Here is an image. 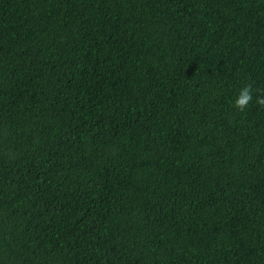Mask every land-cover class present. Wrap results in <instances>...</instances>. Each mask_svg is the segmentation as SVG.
<instances>
[{"label":"trees","instance_id":"16d2710c","mask_svg":"<svg viewBox=\"0 0 264 264\" xmlns=\"http://www.w3.org/2000/svg\"><path fill=\"white\" fill-rule=\"evenodd\" d=\"M258 96L264 0H0V264H264Z\"/></svg>","mask_w":264,"mask_h":264},{"label":"clouds","instance_id":"9594fccd","mask_svg":"<svg viewBox=\"0 0 264 264\" xmlns=\"http://www.w3.org/2000/svg\"><path fill=\"white\" fill-rule=\"evenodd\" d=\"M256 90L252 88L251 85H246L242 89H240L235 101H234V108L237 111L243 112L249 104L253 101V93ZM255 103L260 106L261 108H264V96H258L255 100Z\"/></svg>","mask_w":264,"mask_h":264}]
</instances>
